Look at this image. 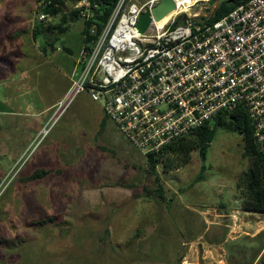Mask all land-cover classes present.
Listing matches in <instances>:
<instances>
[{"label":"rangeland","instance_id":"obj_1","mask_svg":"<svg viewBox=\"0 0 264 264\" xmlns=\"http://www.w3.org/2000/svg\"><path fill=\"white\" fill-rule=\"evenodd\" d=\"M82 1L46 17L45 44L33 39L45 0H0V264H261L264 214L242 208L252 160L240 134L219 129L205 163L198 151L160 161L157 183L87 93L59 108L85 64L83 19L72 17ZM12 20L21 33L6 47ZM37 170L49 173L28 181Z\"/></svg>","mask_w":264,"mask_h":264},{"label":"built area","instance_id":"obj_2","mask_svg":"<svg viewBox=\"0 0 264 264\" xmlns=\"http://www.w3.org/2000/svg\"><path fill=\"white\" fill-rule=\"evenodd\" d=\"M161 1L119 0L99 34L92 25L97 39L83 49L81 74L59 108L65 112L87 93L121 136L147 156L243 107L264 157V0L241 4L214 23L193 12L211 0H192L162 27L153 18L141 34L140 15ZM76 8L90 22L99 6L83 0Z\"/></svg>","mask_w":264,"mask_h":264},{"label":"trees","instance_id":"obj_3","mask_svg":"<svg viewBox=\"0 0 264 264\" xmlns=\"http://www.w3.org/2000/svg\"><path fill=\"white\" fill-rule=\"evenodd\" d=\"M46 3L43 7V14L48 16H56L63 12L64 0H45ZM80 1V0H76ZM93 4L99 6L98 9H94L92 20L90 22L84 21L85 26L83 30V46L86 50L91 49V45L97 39L96 36L91 35L90 29L93 24L97 25L98 34L101 32L103 26L107 23L111 13L115 9L119 0H90ZM250 0H227L217 2L211 0V4L217 5L214 9V13L202 17V20L206 23H214L235 10L239 5L249 2ZM72 17L78 19L79 12H72ZM33 39L34 40H46V34L49 29L44 25V21H38L33 27ZM47 44V41H44ZM50 47H54V43H48ZM90 98V97H89ZM103 110V109H102ZM104 113V111H103ZM105 119H107L104 113ZM103 120L101 129L104 127ZM223 129L228 132L238 133L242 136L244 142V151L247 157L252 160V166L245 173V177L242 181L243 190L245 191V199L242 208L246 212H256L264 214V157L259 152L258 145L255 138V128L253 127L246 110L242 107L232 113H224L217 116L214 122L197 129L192 135L181 138L174 141L159 153H151L147 156V162L149 164V174L155 176L157 183H160V177L157 173V166L160 161L163 162L164 167L170 168L176 161L181 160L183 163H187L190 160L191 154L194 151H198L201 161L205 163L207 161L208 152L214 142L217 131ZM206 170L205 164H203L201 173L197 178V181L204 180V172ZM47 170H37L27 180L39 179L44 175H47ZM22 180V179H21ZM126 187H131L127 186ZM157 197L163 201H166V197L163 194L161 188L156 192ZM170 208V204H167ZM111 233L109 229L105 230L102 242H106L110 238ZM261 264H264V259Z\"/></svg>","mask_w":264,"mask_h":264},{"label":"water","instance_id":"obj_4","mask_svg":"<svg viewBox=\"0 0 264 264\" xmlns=\"http://www.w3.org/2000/svg\"><path fill=\"white\" fill-rule=\"evenodd\" d=\"M176 10V4L174 0H162L152 11L143 12L138 20L137 28L141 34H145L153 22H159L166 18L169 14ZM178 24L184 25L185 21L179 20Z\"/></svg>","mask_w":264,"mask_h":264},{"label":"crops","instance_id":"obj_5","mask_svg":"<svg viewBox=\"0 0 264 264\" xmlns=\"http://www.w3.org/2000/svg\"><path fill=\"white\" fill-rule=\"evenodd\" d=\"M84 21V20H83ZM82 21V27H84L85 26V22H83ZM33 24L35 25V24H37V21H34L33 22ZM20 25H22V23H20V22H18V21H14V20H12V21H10L9 22V25H8V27H6L8 30H10L11 32H10V35L9 36H5V37H3L4 38V42H5V40H7V46L6 47H8L9 46V42L10 43H15L12 39H11V37L12 36H15V35H17V34H19V33H21L18 29H16V28H18V26H20ZM4 31H7V30H4ZM17 39H15V41H16ZM83 41V39H81V42ZM6 43V42H5ZM4 46V45H3ZM84 47V46H83ZM14 49H12V50H14V51H12V52H10V54H13L14 55V61H15V59L17 58V47L15 46V47H13ZM9 49H11V47L9 48ZM9 49H8V51H9ZM82 53V52H81ZM18 57H21V56H18ZM16 62V61H15ZM16 64V63H15ZM20 64V63H19ZM2 69H6V67L4 66ZM67 90H68V88H67ZM67 92V91H66ZM246 212V211H245ZM248 236V235H247Z\"/></svg>","mask_w":264,"mask_h":264},{"label":"bare ground","instance_id":"obj_6","mask_svg":"<svg viewBox=\"0 0 264 264\" xmlns=\"http://www.w3.org/2000/svg\"><path fill=\"white\" fill-rule=\"evenodd\" d=\"M176 2V7L178 9H176L174 12H172L171 14H169L166 18H164L163 20L157 22V25L159 27H162L163 25H165L171 17H173L178 10L184 9V7H186L190 2H192V0H174Z\"/></svg>","mask_w":264,"mask_h":264}]
</instances>
